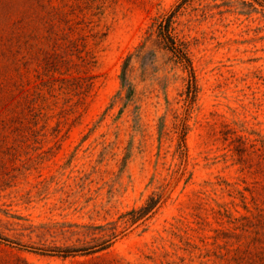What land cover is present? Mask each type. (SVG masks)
<instances>
[{
	"label": "rangeland",
	"instance_id": "1",
	"mask_svg": "<svg viewBox=\"0 0 264 264\" xmlns=\"http://www.w3.org/2000/svg\"><path fill=\"white\" fill-rule=\"evenodd\" d=\"M238 136L264 0H0V264H264Z\"/></svg>",
	"mask_w": 264,
	"mask_h": 264
},
{
	"label": "trees",
	"instance_id": "2",
	"mask_svg": "<svg viewBox=\"0 0 264 264\" xmlns=\"http://www.w3.org/2000/svg\"><path fill=\"white\" fill-rule=\"evenodd\" d=\"M52 28L53 25L50 26V29ZM26 64L27 63H24V65ZM18 88V92L22 94L20 104L22 107H28L29 94L27 88L23 82L18 85ZM231 152L235 160L234 162L241 166V170L254 178L252 182L255 187V196L252 197L254 211L249 209L248 211L251 212V217L254 218V220L258 223H264V142H260V144H258L256 139L247 141L242 136H238L232 140ZM241 197L244 199L245 196L241 194ZM153 203L154 201L149 199V201L138 210H131L130 220L137 218L138 215L146 213L153 206ZM244 208L247 209L246 205H244ZM107 246V242H102L95 249H65L62 251V254L69 255L72 253L75 254L76 252H79V254H89L95 251L103 250Z\"/></svg>",
	"mask_w": 264,
	"mask_h": 264
}]
</instances>
